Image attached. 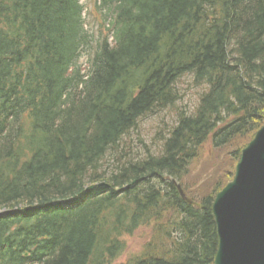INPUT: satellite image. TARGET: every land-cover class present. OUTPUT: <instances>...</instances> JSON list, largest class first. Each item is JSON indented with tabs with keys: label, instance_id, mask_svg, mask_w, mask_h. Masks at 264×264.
<instances>
[{
	"label": "trees",
	"instance_id": "1",
	"mask_svg": "<svg viewBox=\"0 0 264 264\" xmlns=\"http://www.w3.org/2000/svg\"><path fill=\"white\" fill-rule=\"evenodd\" d=\"M89 11L98 34L80 0H0V264H110L142 226L153 236L124 264H213L214 194L264 121V0ZM184 77L193 106L181 104ZM165 111L146 152L128 157V134ZM209 137L246 142L229 152L232 173L189 204L173 180L187 193Z\"/></svg>",
	"mask_w": 264,
	"mask_h": 264
},
{
	"label": "water",
	"instance_id": "2",
	"mask_svg": "<svg viewBox=\"0 0 264 264\" xmlns=\"http://www.w3.org/2000/svg\"><path fill=\"white\" fill-rule=\"evenodd\" d=\"M211 211L213 264H264V122L241 150L232 180L216 193Z\"/></svg>",
	"mask_w": 264,
	"mask_h": 264
},
{
	"label": "rangeland",
	"instance_id": "3",
	"mask_svg": "<svg viewBox=\"0 0 264 264\" xmlns=\"http://www.w3.org/2000/svg\"><path fill=\"white\" fill-rule=\"evenodd\" d=\"M96 1L99 0H81V3L89 13L85 15V27L89 31L98 34L96 30L98 26L97 19L90 15L89 11ZM85 59V57H81L78 60V64L80 66L83 65V72L86 70ZM179 87L183 94L181 104L187 107L191 104L193 106L196 101L197 90L190 84L189 78H182ZM170 118L171 113L165 111V113H157L140 121L137 127L128 134L124 144L127 147L125 151L128 152L127 156L142 155L143 152H146L151 138L157 136L159 128L163 127V122H169ZM245 142V139L239 138L228 144V146L216 148L212 146L210 137L206 139L199 147L197 156L190 162L188 173L181 180V183L187 188V196L189 197L190 195L194 197L192 199L199 201L202 196L210 192L218 181L225 179L224 175L226 176L229 172L232 173L230 165H233V160L229 152L240 147ZM152 236L153 232L150 226L139 227L132 235L126 237L124 251L110 264H124L130 257L138 255Z\"/></svg>",
	"mask_w": 264,
	"mask_h": 264
}]
</instances>
